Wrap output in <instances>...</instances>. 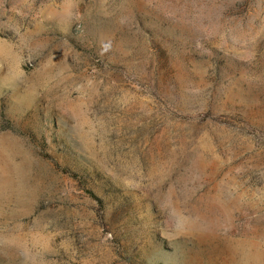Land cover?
<instances>
[{"label": "rangeland", "instance_id": "obj_1", "mask_svg": "<svg viewBox=\"0 0 264 264\" xmlns=\"http://www.w3.org/2000/svg\"><path fill=\"white\" fill-rule=\"evenodd\" d=\"M0 264H264V0H0Z\"/></svg>", "mask_w": 264, "mask_h": 264}]
</instances>
